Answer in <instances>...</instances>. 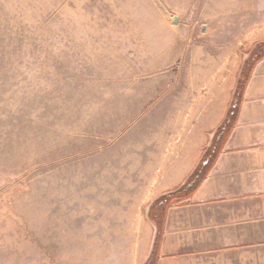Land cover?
Instances as JSON below:
<instances>
[{
    "label": "rangeland",
    "instance_id": "1",
    "mask_svg": "<svg viewBox=\"0 0 264 264\" xmlns=\"http://www.w3.org/2000/svg\"><path fill=\"white\" fill-rule=\"evenodd\" d=\"M262 52L264 0H0V264H146Z\"/></svg>",
    "mask_w": 264,
    "mask_h": 264
},
{
    "label": "crops",
    "instance_id": "2",
    "mask_svg": "<svg viewBox=\"0 0 264 264\" xmlns=\"http://www.w3.org/2000/svg\"><path fill=\"white\" fill-rule=\"evenodd\" d=\"M165 178L148 208L154 225L153 203L169 191ZM157 213L162 241L155 264H264V57L207 176Z\"/></svg>",
    "mask_w": 264,
    "mask_h": 264
},
{
    "label": "trees",
    "instance_id": "3",
    "mask_svg": "<svg viewBox=\"0 0 264 264\" xmlns=\"http://www.w3.org/2000/svg\"><path fill=\"white\" fill-rule=\"evenodd\" d=\"M264 57V52L260 53L259 55L254 54L251 57V60L248 63L247 68L249 69L248 72H245L244 77H242L241 81H240V86L238 88V93H237V102H235L237 105L236 109L232 110V114L230 113V115L228 116V118L225 120L224 124L220 127L219 132L217 133L215 140L211 146V148L209 149V155L212 156L211 158V162L209 163L208 166L202 165L201 169L196 172L195 176L193 177V181L196 180L195 185L192 188H189L188 185L178 188L172 192L166 193L165 195L159 197L152 206L151 209V215L152 212L154 211L155 214L157 212V214H162L174 201H181L183 199L186 198V195L192 191L198 184H200L202 182V180L207 176V174L210 171V168L214 162V160L217 158L220 150H221V145L222 143L225 141V139L229 136L230 132L232 131L235 122H236V118H237V113H238V109L243 97V94L240 97V92L244 93L247 83L250 79L251 73L255 67V65ZM239 94V95H238ZM221 132H225L223 137L218 140L217 137L221 134ZM206 159H209V157H207ZM152 218V217H151ZM162 218V217H161ZM152 220L157 224L158 227V235H157V239H156V243H155V247L152 253L151 258L149 259L148 262L152 263L153 258L155 259V256L157 255L160 245H161V241H162V224L160 222V219H154V217L152 218ZM154 264V263H153Z\"/></svg>",
    "mask_w": 264,
    "mask_h": 264
},
{
    "label": "water",
    "instance_id": "4",
    "mask_svg": "<svg viewBox=\"0 0 264 264\" xmlns=\"http://www.w3.org/2000/svg\"><path fill=\"white\" fill-rule=\"evenodd\" d=\"M177 19H175V21H176ZM224 133L223 132H221V135H223ZM219 139H220V137H219ZM206 163H207V161H206ZM205 163V164H206ZM195 184V181L192 183V184H190V187H193V185ZM157 235H158V227H157V224H155V237H154V243H153V247H152V250H151V254H150V257L152 256V253H153V250H154V247H155V243H156V239H157ZM149 257V258H150Z\"/></svg>",
    "mask_w": 264,
    "mask_h": 264
},
{
    "label": "flooded vegetation",
    "instance_id": "5",
    "mask_svg": "<svg viewBox=\"0 0 264 264\" xmlns=\"http://www.w3.org/2000/svg\"><path fill=\"white\" fill-rule=\"evenodd\" d=\"M147 263H148V262H147ZM147 263H146V264H147Z\"/></svg>",
    "mask_w": 264,
    "mask_h": 264
}]
</instances>
